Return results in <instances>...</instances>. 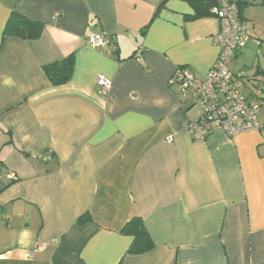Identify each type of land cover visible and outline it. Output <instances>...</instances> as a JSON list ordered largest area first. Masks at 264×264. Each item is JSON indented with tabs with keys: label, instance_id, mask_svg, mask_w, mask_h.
<instances>
[{
	"label": "crops",
	"instance_id": "obj_1",
	"mask_svg": "<svg viewBox=\"0 0 264 264\" xmlns=\"http://www.w3.org/2000/svg\"><path fill=\"white\" fill-rule=\"evenodd\" d=\"M216 1L240 3L259 42L229 70L261 108L264 0ZM162 2L0 0V264H264V107L260 130L192 139L201 108L168 81L179 67L205 76L219 23ZM12 13L43 24L40 38L4 37ZM70 55L71 81L52 87L43 67ZM132 219L153 243L142 255L127 253Z\"/></svg>",
	"mask_w": 264,
	"mask_h": 264
},
{
	"label": "built area",
	"instance_id": "obj_2",
	"mask_svg": "<svg viewBox=\"0 0 264 264\" xmlns=\"http://www.w3.org/2000/svg\"><path fill=\"white\" fill-rule=\"evenodd\" d=\"M239 12L237 3L231 1H223L212 9L219 23L212 43L218 48L219 55L205 76L198 77L189 68L179 67L168 81L170 87H177L184 98L201 108L199 118L188 124V132L193 140H205L217 130L232 137L261 129L257 121L258 104L246 100L229 70V64L238 52L251 42L259 45L246 33ZM88 43L98 49L107 44L99 36L91 37ZM141 54L140 49L134 55L140 63L143 62ZM95 83L98 94L105 98L111 89V82L99 75ZM261 131L264 132V128Z\"/></svg>",
	"mask_w": 264,
	"mask_h": 264
},
{
	"label": "trees",
	"instance_id": "obj_3",
	"mask_svg": "<svg viewBox=\"0 0 264 264\" xmlns=\"http://www.w3.org/2000/svg\"><path fill=\"white\" fill-rule=\"evenodd\" d=\"M166 0H163L162 4ZM191 8L192 19H201L213 16L212 9L218 6L216 0H182ZM240 7V3L238 4ZM43 30V24L25 19L12 13L4 27V37H13L23 41L37 40ZM43 72L52 87L68 84L74 73V58L72 55L43 67ZM122 233L132 238L128 254L142 255L153 248V243L139 219H132L123 228Z\"/></svg>",
	"mask_w": 264,
	"mask_h": 264
},
{
	"label": "rangeland",
	"instance_id": "obj_4",
	"mask_svg": "<svg viewBox=\"0 0 264 264\" xmlns=\"http://www.w3.org/2000/svg\"><path fill=\"white\" fill-rule=\"evenodd\" d=\"M252 16L255 19L256 26L259 27V31H263L264 30V23H263V19H264V8H260V9H257L256 8V9H254ZM262 45H263V49L259 52V55H260L259 56V59L261 60L260 62L264 61L263 60V57H262V55H264V41L263 40H262ZM263 107L264 106H262L261 108H259L260 111L263 109Z\"/></svg>",
	"mask_w": 264,
	"mask_h": 264
}]
</instances>
